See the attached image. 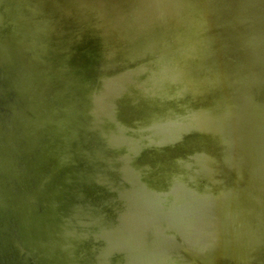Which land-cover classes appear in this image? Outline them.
Segmentation results:
<instances>
[{
  "label": "water",
  "instance_id": "obj_1",
  "mask_svg": "<svg viewBox=\"0 0 264 264\" xmlns=\"http://www.w3.org/2000/svg\"><path fill=\"white\" fill-rule=\"evenodd\" d=\"M0 264H264V0H0Z\"/></svg>",
  "mask_w": 264,
  "mask_h": 264
}]
</instances>
